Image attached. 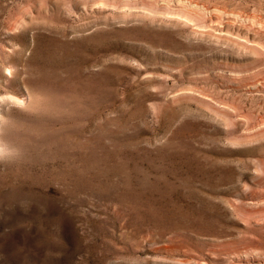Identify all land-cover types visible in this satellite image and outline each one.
I'll use <instances>...</instances> for the list:
<instances>
[{
	"label": "rangeland",
	"instance_id": "obj_1",
	"mask_svg": "<svg viewBox=\"0 0 264 264\" xmlns=\"http://www.w3.org/2000/svg\"><path fill=\"white\" fill-rule=\"evenodd\" d=\"M0 264H264V0H0Z\"/></svg>",
	"mask_w": 264,
	"mask_h": 264
}]
</instances>
